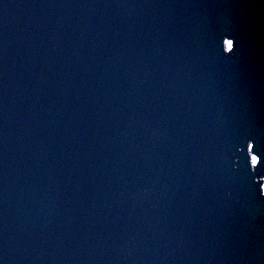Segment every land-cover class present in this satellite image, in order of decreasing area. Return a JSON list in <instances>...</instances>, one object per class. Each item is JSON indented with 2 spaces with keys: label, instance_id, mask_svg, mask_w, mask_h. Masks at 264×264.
Returning a JSON list of instances; mask_svg holds the SVG:
<instances>
[{
  "label": "water",
  "instance_id": "obj_1",
  "mask_svg": "<svg viewBox=\"0 0 264 264\" xmlns=\"http://www.w3.org/2000/svg\"><path fill=\"white\" fill-rule=\"evenodd\" d=\"M0 264H264V0H0Z\"/></svg>",
  "mask_w": 264,
  "mask_h": 264
},
{
  "label": "snow or ice",
  "instance_id": "obj_2",
  "mask_svg": "<svg viewBox=\"0 0 264 264\" xmlns=\"http://www.w3.org/2000/svg\"><path fill=\"white\" fill-rule=\"evenodd\" d=\"M229 47L231 48V52L234 50L235 44L233 42H230ZM257 164V161H255Z\"/></svg>",
  "mask_w": 264,
  "mask_h": 264
}]
</instances>
